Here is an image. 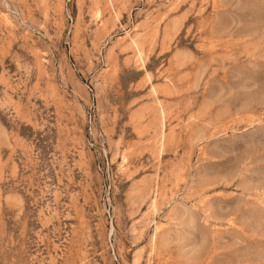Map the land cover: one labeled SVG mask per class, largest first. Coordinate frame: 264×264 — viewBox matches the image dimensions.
Returning a JSON list of instances; mask_svg holds the SVG:
<instances>
[{"label": "rangeland", "instance_id": "obj_1", "mask_svg": "<svg viewBox=\"0 0 264 264\" xmlns=\"http://www.w3.org/2000/svg\"><path fill=\"white\" fill-rule=\"evenodd\" d=\"M0 264H264V0H0Z\"/></svg>", "mask_w": 264, "mask_h": 264}]
</instances>
